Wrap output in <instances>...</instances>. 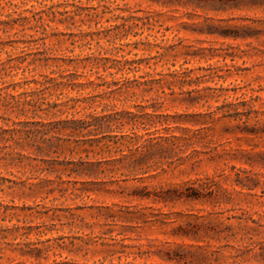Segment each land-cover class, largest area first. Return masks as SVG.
Returning a JSON list of instances; mask_svg holds the SVG:
<instances>
[{
    "label": "rangeland",
    "instance_id": "1",
    "mask_svg": "<svg viewBox=\"0 0 264 264\" xmlns=\"http://www.w3.org/2000/svg\"><path fill=\"white\" fill-rule=\"evenodd\" d=\"M0 264H264V0H0Z\"/></svg>",
    "mask_w": 264,
    "mask_h": 264
},
{
    "label": "trees",
    "instance_id": "2",
    "mask_svg": "<svg viewBox=\"0 0 264 264\" xmlns=\"http://www.w3.org/2000/svg\"><path fill=\"white\" fill-rule=\"evenodd\" d=\"M127 142H117L120 145H125L131 151L130 154L124 155L123 159L126 161L127 165H131L133 168H136L138 164L143 163L145 160L148 161V155L152 152L153 148L160 146L161 144L168 143V139L165 141L158 140L160 137L147 138L143 135H138L133 133L128 135ZM137 155V156H136ZM122 160V159H121ZM204 190H211L212 192V181L204 182L199 187H195L193 184L186 186L182 191L178 190H169L166 196H162L160 200L172 201V200H201L207 193H203Z\"/></svg>",
    "mask_w": 264,
    "mask_h": 264
}]
</instances>
